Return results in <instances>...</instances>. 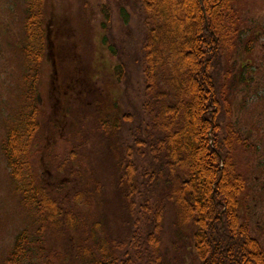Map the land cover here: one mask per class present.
I'll return each instance as SVG.
<instances>
[{
    "label": "trees",
    "instance_id": "trees-1",
    "mask_svg": "<svg viewBox=\"0 0 264 264\" xmlns=\"http://www.w3.org/2000/svg\"><path fill=\"white\" fill-rule=\"evenodd\" d=\"M45 4L25 0L19 49L32 90L3 143L21 203L35 217L33 228L17 233L8 264H173L162 248L168 241L186 251L187 264H264L262 244L240 213L247 177L234 153L246 138L227 96L228 63L242 38L235 1L132 0L131 8L70 0V9L63 0L53 5L56 25L45 24ZM86 8L102 20L101 42L115 59L109 86L120 90L119 115L108 114L112 103L101 92L82 104L77 86L63 84L53 94L66 107H54L43 123L33 93L46 44L53 37L89 49L71 19ZM49 45L62 80L74 63L66 57L59 67L63 51L58 58ZM38 144L52 166L45 178L33 163ZM175 207L178 220L194 227V255L180 224L170 223ZM49 233L73 236L76 249L50 250Z\"/></svg>",
    "mask_w": 264,
    "mask_h": 264
},
{
    "label": "rangeland",
    "instance_id": "rangeland-1",
    "mask_svg": "<svg viewBox=\"0 0 264 264\" xmlns=\"http://www.w3.org/2000/svg\"><path fill=\"white\" fill-rule=\"evenodd\" d=\"M56 1L61 8L63 0H46L44 5L43 13L47 25H50L49 23L56 25V16L59 12L53 6L56 5ZM234 1L240 15L242 38L232 51L228 63L232 74L230 77L228 73L227 96L232 106V122L239 133L246 138L245 144L239 145L234 153L238 168L247 177V187L240 197V213L242 221L248 224L251 235L261 242L264 249V0ZM121 2L131 7L132 0H121ZM66 5L68 8L71 7L70 0H66ZM92 10H94L93 7ZM24 17L25 0H0V264H8L7 257L17 233L25 227L33 228L35 223V217L29 215L21 203L20 193L16 190L11 170L3 153V143L11 121L19 109L26 105L25 94L32 90L30 83L24 79L28 68L24 63V53L19 49L24 38ZM90 17L93 18V25L95 24L93 29H89ZM71 19L72 25L76 27L73 28L79 36L78 41L86 42L87 47L91 46L86 49L74 42L75 47L73 43L67 44L64 40H62L63 43L67 45L61 46V42H56L53 37L50 42H47L45 58L39 64L36 91L33 93L41 111L39 119L46 123L50 114L54 112V107L58 111L61 107H66L65 102L57 100V95L53 94V91L58 92L63 84L66 89L72 88L71 85L77 86V95L81 98L82 104L101 92L112 103L109 104L108 114L115 118L119 115V110L113 103L119 97L120 90L109 86V83L115 81L113 69L115 59L101 42L102 20L87 8L82 9ZM76 19L84 20V25L80 26ZM80 30H86L87 34L80 35ZM90 36L93 46L88 39ZM133 37H136V32ZM249 41H251L250 44ZM50 43L56 48V57L59 58L60 48L63 51H61L62 60L60 58L57 60L59 67L64 66L63 60L64 58L67 60L66 57L74 63L66 68L68 70L64 72L62 80H58L55 74V64L50 58ZM66 69L61 68L60 72ZM84 91H86L85 94ZM59 116L60 121L65 123L62 119L64 115ZM43 144L41 142L42 148ZM57 144L60 145L61 142ZM41 145L36 146L39 150L36 149L33 163L36 174L45 178V175L52 170V166L46 158L47 153L40 149ZM175 212L170 217L172 219L169 218L170 223H174L172 227L175 228L176 221L180 224L187 249L194 255V227L178 220L177 207ZM46 239L50 250L58 249L64 252L76 249L73 236L69 235L65 239L57 240L53 234L49 233ZM166 247L170 251L167 260L176 264V258L179 256L181 263L187 264L184 259L185 250L173 245L171 241L162 246L163 250H166Z\"/></svg>",
    "mask_w": 264,
    "mask_h": 264
}]
</instances>
